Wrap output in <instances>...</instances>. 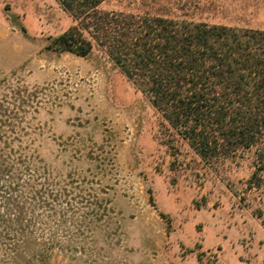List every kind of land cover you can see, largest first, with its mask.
Masks as SVG:
<instances>
[{
	"label": "rangeland",
	"instance_id": "obj_1",
	"mask_svg": "<svg viewBox=\"0 0 264 264\" xmlns=\"http://www.w3.org/2000/svg\"><path fill=\"white\" fill-rule=\"evenodd\" d=\"M101 8L264 30V0ZM74 23L59 0H0V264H264L256 147L212 115L202 155L96 44H52Z\"/></svg>",
	"mask_w": 264,
	"mask_h": 264
},
{
	"label": "trees",
	"instance_id": "obj_2",
	"mask_svg": "<svg viewBox=\"0 0 264 264\" xmlns=\"http://www.w3.org/2000/svg\"><path fill=\"white\" fill-rule=\"evenodd\" d=\"M59 1L75 23L56 48L86 56L96 44L202 155L206 117L216 115L221 139L256 147L264 159V30Z\"/></svg>",
	"mask_w": 264,
	"mask_h": 264
}]
</instances>
